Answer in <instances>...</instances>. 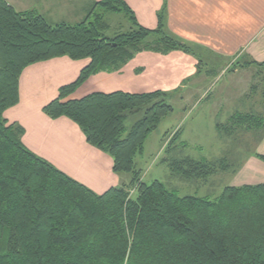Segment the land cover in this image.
<instances>
[{
    "label": "trees",
    "instance_id": "1",
    "mask_svg": "<svg viewBox=\"0 0 264 264\" xmlns=\"http://www.w3.org/2000/svg\"><path fill=\"white\" fill-rule=\"evenodd\" d=\"M96 7L122 13L130 29L104 37L107 25ZM161 21L159 16L157 29H145L122 0H103L78 24L50 25L38 14L15 12L0 0V264H264V182L227 186L211 200L180 197L159 181H141L134 160L172 112L165 93H92L67 99L92 75L128 60L149 37L157 36L168 51L187 50L165 35ZM60 57L89 64L60 88L44 114L73 122L90 146L112 159L115 174L129 176L126 184L100 195L27 150L22 129L3 118L18 103L22 71ZM246 64L264 75V64ZM145 106L126 132V113ZM216 131L227 136L263 133L264 116L235 113ZM259 159L264 162L263 156ZM224 164V159L185 158L167 166L171 176L192 181L226 172Z\"/></svg>",
    "mask_w": 264,
    "mask_h": 264
},
{
    "label": "crops",
    "instance_id": "2",
    "mask_svg": "<svg viewBox=\"0 0 264 264\" xmlns=\"http://www.w3.org/2000/svg\"><path fill=\"white\" fill-rule=\"evenodd\" d=\"M4 1L15 12H34L50 25H74L84 21L92 7L103 0ZM122 1L133 12L137 24L145 29H157L161 16L165 35L187 47L191 57L180 52L166 56L140 53L118 71L108 69L92 75L68 100L80 99L87 93L135 94L177 88H181V98L191 91L202 93L201 86L207 82L193 77L196 61L192 54L205 61L203 68H219L216 73L233 59L264 64V0ZM95 12L104 22L105 16L112 14L100 7H96ZM114 15L124 16L122 13ZM124 18L128 22L126 16ZM106 25L105 32L109 30ZM121 31L104 37L111 39L125 33ZM88 64L87 59L60 57L26 67L19 77L18 103L7 109L3 118L22 129L21 143L27 150L100 195L126 184L128 176L115 174L112 159L90 146L73 122L63 117L50 119L43 112V108L58 97L60 88L73 83ZM185 78L188 82L196 79V83L184 84ZM260 138L257 155L264 157V132ZM263 182L264 162L253 158L235 175L231 186Z\"/></svg>",
    "mask_w": 264,
    "mask_h": 264
},
{
    "label": "rangeland",
    "instance_id": "3",
    "mask_svg": "<svg viewBox=\"0 0 264 264\" xmlns=\"http://www.w3.org/2000/svg\"><path fill=\"white\" fill-rule=\"evenodd\" d=\"M104 20L109 26V30L104 33L107 37L113 36L117 30H122L121 32L129 30L130 24L122 15L107 14ZM172 52H180L191 57L188 49L176 48L168 51L159 43L157 36L149 37L137 50L132 51V56L128 60L119 62L114 69L120 70L140 53L166 56ZM192 56L196 61V73L193 77H200L201 81L207 82L201 86L202 93L191 91L181 98V88L144 91L143 93H165L166 103L172 108V112L163 118L148 136L143 153L134 161L136 169L141 172L140 179L143 183L159 181L169 191H176L180 197L196 196L212 200L225 187L231 186L235 175L251 159H259L257 142L261 139L260 132H238L227 136L219 135L216 128L225 125L235 113H257L264 116V75L257 73V67L234 59L224 66L220 73H216L219 68H203L205 61L203 62L196 54ZM149 58L151 55L147 60ZM186 79L182 80L184 84L196 83V79L189 82ZM146 108L147 106L138 112L126 113V132L142 117ZM185 158L208 163L224 159L226 172H216L207 180L183 181L171 176L167 164Z\"/></svg>",
    "mask_w": 264,
    "mask_h": 264
}]
</instances>
